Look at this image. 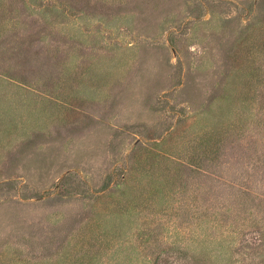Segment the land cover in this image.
<instances>
[{
  "label": "rangeland",
  "instance_id": "1",
  "mask_svg": "<svg viewBox=\"0 0 264 264\" xmlns=\"http://www.w3.org/2000/svg\"><path fill=\"white\" fill-rule=\"evenodd\" d=\"M0 264H264V0H0Z\"/></svg>",
  "mask_w": 264,
  "mask_h": 264
}]
</instances>
